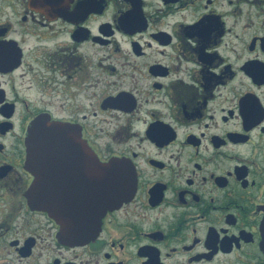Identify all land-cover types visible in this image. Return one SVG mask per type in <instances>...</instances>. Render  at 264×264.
<instances>
[{"label": "flooded vegetation", "instance_id": "obj_1", "mask_svg": "<svg viewBox=\"0 0 264 264\" xmlns=\"http://www.w3.org/2000/svg\"><path fill=\"white\" fill-rule=\"evenodd\" d=\"M38 118L86 147L57 143L60 203L135 174L87 243L31 204ZM263 223L264 0H0V264H264Z\"/></svg>", "mask_w": 264, "mask_h": 264}, {"label": "water", "instance_id": "obj_2", "mask_svg": "<svg viewBox=\"0 0 264 264\" xmlns=\"http://www.w3.org/2000/svg\"><path fill=\"white\" fill-rule=\"evenodd\" d=\"M70 0H29L31 6L36 10L50 13H63ZM74 143L73 151L85 152L86 147L80 135H77L72 127L49 119L38 118L30 128L26 139L27 146V166L35 176V181L31 190V204L35 208L45 211L55 220L59 226L58 237L63 243L75 245L87 243L95 239L99 233L101 218L107 209H112L129 197V192L135 183V174L132 168L119 160H114L105 166L94 162L93 167H104L107 174L113 176L122 175L117 183L120 184L118 190L111 188L112 193L106 195L103 189L104 179L102 173L99 178H95L94 194L81 199H67L65 205L60 203V198L55 195L54 166L57 159V143ZM88 158L91 154L88 151ZM96 159V156L94 157ZM106 174V175H107ZM95 175H98L95 173ZM113 179L111 183H113ZM119 196L115 199V196ZM66 200V199H65ZM77 202L78 212L84 210L85 213H71L65 207L70 203ZM264 238V223H263ZM264 242V239H263ZM264 246V245H263Z\"/></svg>", "mask_w": 264, "mask_h": 264}]
</instances>
